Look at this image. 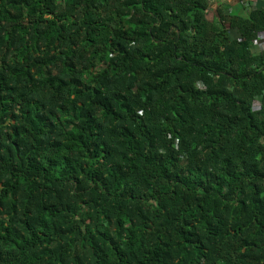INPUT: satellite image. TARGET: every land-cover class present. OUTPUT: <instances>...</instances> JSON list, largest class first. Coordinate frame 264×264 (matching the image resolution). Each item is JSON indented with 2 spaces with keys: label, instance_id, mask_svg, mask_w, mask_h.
<instances>
[{
  "label": "trees",
  "instance_id": "1",
  "mask_svg": "<svg viewBox=\"0 0 264 264\" xmlns=\"http://www.w3.org/2000/svg\"><path fill=\"white\" fill-rule=\"evenodd\" d=\"M254 1L0 0V264H264Z\"/></svg>",
  "mask_w": 264,
  "mask_h": 264
},
{
  "label": "built area",
  "instance_id": "2",
  "mask_svg": "<svg viewBox=\"0 0 264 264\" xmlns=\"http://www.w3.org/2000/svg\"><path fill=\"white\" fill-rule=\"evenodd\" d=\"M254 1V0H253ZM255 2H257V0L254 1V4ZM245 3V6H248V3L244 2ZM252 47H254L256 50H262L264 48V34L261 32V33H258L256 36H255V39L254 41L252 42ZM254 106H258L259 103L258 102H255L253 103Z\"/></svg>",
  "mask_w": 264,
  "mask_h": 264
},
{
  "label": "rangeland",
  "instance_id": "3",
  "mask_svg": "<svg viewBox=\"0 0 264 264\" xmlns=\"http://www.w3.org/2000/svg\"><path fill=\"white\" fill-rule=\"evenodd\" d=\"M224 1H229V2L233 1V2H235L237 0H224ZM210 5H213V4L211 3ZM206 17H207V19L213 20L212 19L213 18V12L211 10H208L207 14H206ZM229 32H230L231 36H233L235 34V32L233 30H230Z\"/></svg>",
  "mask_w": 264,
  "mask_h": 264
},
{
  "label": "crops",
  "instance_id": "4",
  "mask_svg": "<svg viewBox=\"0 0 264 264\" xmlns=\"http://www.w3.org/2000/svg\"><path fill=\"white\" fill-rule=\"evenodd\" d=\"M258 1H259V0H257V2H258ZM257 2H255V4H254L255 6L257 5Z\"/></svg>",
  "mask_w": 264,
  "mask_h": 264
},
{
  "label": "clouds",
  "instance_id": "5",
  "mask_svg": "<svg viewBox=\"0 0 264 264\" xmlns=\"http://www.w3.org/2000/svg\"><path fill=\"white\" fill-rule=\"evenodd\" d=\"M200 87H201V85H200Z\"/></svg>",
  "mask_w": 264,
  "mask_h": 264
}]
</instances>
